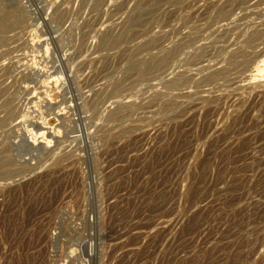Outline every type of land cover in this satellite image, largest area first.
I'll use <instances>...</instances> for the list:
<instances>
[{
	"label": "rangeland",
	"instance_id": "1",
	"mask_svg": "<svg viewBox=\"0 0 264 264\" xmlns=\"http://www.w3.org/2000/svg\"><path fill=\"white\" fill-rule=\"evenodd\" d=\"M210 1L0 0V264H264V100L164 87L222 67L239 29Z\"/></svg>",
	"mask_w": 264,
	"mask_h": 264
},
{
	"label": "bare ground",
	"instance_id": "2",
	"mask_svg": "<svg viewBox=\"0 0 264 264\" xmlns=\"http://www.w3.org/2000/svg\"><path fill=\"white\" fill-rule=\"evenodd\" d=\"M251 1L252 0H214L210 1L208 4V10L212 14L210 15V18L214 17V19H220L224 22H222L224 25L229 26V29H239V32L237 36L235 37V42L230 43L229 46L231 50L229 49L225 53L229 52L227 56L223 59H218V62L215 63L214 65L221 64L223 63L222 67H219L217 69H214L212 71H208V74H201L199 78H192L189 77L188 75L185 74H180L177 75L174 79L167 81L164 85V87L167 90H171L174 92H180L183 91L184 89L188 87H193L195 89H201L203 88L206 84L212 85L214 88L216 84H219L220 81L222 82H230L233 84H236V87L234 88L237 92L238 97L236 98V104L232 103L230 106L236 107L238 105L239 109L242 110L243 107H245L248 102L252 101V98H254L253 101L257 100L259 97H262L261 99L264 100V28H256L254 27H244V22L242 20H245L247 18V9L251 6ZM208 2V1H207ZM202 3V2H201ZM258 3L262 4L264 3V0H258ZM195 4V3H194ZM200 4V3H199ZM254 4V3H252ZM196 5V4H195ZM261 7V6H260ZM2 8V7H1ZM195 8V7H194ZM204 8V7H203ZM199 10V9H198ZM237 10L239 13H237ZM200 11V10H199ZM252 11V10H251ZM263 12V11H262ZM14 13V12H13ZM197 13V12H195ZM207 14V13H206ZM240 14V15H238ZM12 15V10H0V31L4 30L8 26V17ZM205 15V14H204ZM239 17H235V16ZM15 16V15H14ZM20 18V17H19ZM250 18V16H249ZM246 19L247 20H249ZM17 19V18H16ZM15 19V20H16ZM21 19V18H20ZM18 19V20H20ZM167 19V18H166ZM17 20V21H18ZM22 20V19H21ZM202 20V19H201ZM215 20V21H216ZM13 21V20H12ZM220 22V21H219ZM240 22V23H239ZM262 22V21H261ZM18 23V22H17ZM204 23V22H202ZM221 23V24H222ZM231 23H235L231 24ZM222 24V25H223ZM237 24V26H236ZM247 24V23H246ZM221 25V26H222ZM231 25H234L232 27ZM261 25H264L262 23ZM13 26V25H12ZM219 26V25H217ZM220 26V27H221ZM258 26V25H257ZM216 26H214L215 28ZM8 29V28H7ZM10 29V28H9ZM212 29V28H211ZM216 29V28H215ZM213 30V29H212ZM209 31V30H208ZM219 31V30H218ZM216 32V30H215ZM214 32V33H215ZM200 33V32H199ZM201 34V33H200ZM205 35V34H204ZM210 35V34H209ZM191 36V35H190ZM214 36V35H213ZM234 36V35H233ZM189 37V36H188ZM204 37V36H203ZM212 38V37H211ZM185 39V38H183ZM208 40V39H207ZM229 40V39H228ZM190 42V41H188ZM184 42L182 44H179L176 49L172 51L171 55H175L179 51H181L182 48L189 47L192 45V43ZM230 42V41H229ZM207 43V42H206ZM200 44V43H199ZM198 44V45H199ZM195 47V46H194ZM191 47H189L190 49ZM193 48V47H192ZM218 48V47H217ZM169 55V53H168ZM226 55V54H225ZM205 55V49H195L194 54L191 55V57L188 59V61L192 63V61H199L204 58ZM209 56V55H208ZM218 58V57H217ZM192 60V61H190ZM160 62L158 63L157 61L155 62H147V61H140L138 64H136V67L138 69V72L140 74L147 73L148 69H151L153 65H159ZM195 65H198L195 63ZM213 66V65H212ZM159 68V67H158ZM199 68V67H198ZM211 66H208L206 68L201 67L200 71L203 70H208L210 69ZM154 71V69H153ZM161 71V70H160ZM204 73V72H203ZM166 74V73H165ZM161 85V84H160ZM232 85V84H230ZM229 86V85H228ZM227 87V86H226ZM217 89H219L217 87ZM158 89H156L157 91ZM168 92V91H167ZM211 91H209L210 93ZM95 95V93H93ZM92 94V96H93ZM102 94V93H101ZM169 94V93H168ZM236 95V94H235ZM91 96V97H92ZM225 96V95H224ZM222 96H217L215 98L213 97H205L204 101L207 103H219L220 101H224L225 97ZM231 98V97H230ZM230 101V99L228 100ZM232 101V100H231ZM252 101V103H253ZM88 102H90L88 100ZM101 102V96L100 93H97L95 95V99L93 100L94 105H99ZM227 102V101H226ZM251 103V102H250ZM258 103V102H257ZM261 103V102H260ZM89 105L90 106H92ZM250 106V104H249ZM260 107H263L260 106ZM124 108V107H123ZM127 108V107H126ZM249 108V107H248ZM264 109V108H263ZM120 110V109H119ZM235 110V109H233ZM246 110V109H245ZM207 111V110H206ZM241 112V111H240ZM58 113V112H57ZM118 113V112H117ZM116 113V114H117ZM207 113V112H206ZM56 115V114H55ZM60 115V114H59ZM63 115V114H62ZM193 115V114H192ZM58 117V116H57ZM246 117V116H245ZM213 118V117H212ZM54 118H52V122ZM57 120V119H56ZM244 121L246 120L243 119ZM44 122V121H43ZM57 123V122H56ZM239 123V122H238ZM256 123V122H255ZM258 123V122H257ZM206 124V123H205ZM237 124V123H236ZM260 124V123H259ZM41 125V124H40ZM50 125V124H48ZM46 126V124L41 125L38 130H43V131H51L53 132L54 130H58L57 124L55 125L54 128L47 127L46 129H43ZM237 126V125H235ZM60 127V126H59ZM240 127V126H239ZM206 128V127H205ZM242 128V127H241ZM48 129V130H47ZM127 128L121 129V131L126 130ZM236 129V128H235ZM204 130V129H203ZM237 132V130H236ZM121 133V132H120ZM203 135V134H202ZM234 135V134H233ZM259 136V134H258ZM261 136V135H260ZM202 138V137H201ZM222 138V137H221ZM224 139V138H223ZM229 145V144H228ZM241 145V144H240ZM212 146V145H211ZM210 146H208L209 148ZM237 148V146H235ZM243 147V146H242ZM212 149V147H210ZM227 148V147H226ZM241 148V147H238ZM244 148V147H243ZM233 149V148H232ZM242 149V148H241ZM239 151H242V150ZM238 150V149H237ZM236 151V150H234ZM232 152V151H231ZM228 153V152H227ZM234 153H229L226 155V158H228L230 161L234 158L233 156ZM249 154V153H248ZM255 154V153H254ZM229 156V157H228ZM219 157V155H218ZM233 157V158H232ZM242 157V156H240ZM70 157H62L61 159L59 158L57 161V164H63L66 159H69ZM225 158V157H224ZM238 158V157H237ZM227 159V160H228ZM240 159V158H239ZM237 159L236 161H238ZM243 159V158H242ZM245 159V158H244ZM258 159V158H257ZM75 160V159H74ZM207 161V160H206ZM235 161V160H233ZM254 161V160H253ZM75 162V161H74ZM77 162V161H76ZM264 162V160H263ZM262 162V163H263ZM264 164V163H263ZM10 165L11 162L7 160V163L3 166L4 168L0 169V178L2 179H8L11 178L10 176ZM67 165V164H66ZM202 165V164H201ZM63 166V165H62ZM80 166V165H79ZM255 168V167H254ZM232 170V169H231ZM255 170V169H254ZM58 172V171H57ZM258 173V172H257ZM14 177V174H12ZM16 175V174H15ZM24 187V186H23ZM210 192V191H209ZM196 193V192H195ZM209 195V194H208ZM244 195V194H243ZM58 196V195H57ZM205 197V196H204ZM190 198V196H189ZM53 199V198H52ZM192 199V198H191ZM55 204V202L53 203ZM152 205V204H151ZM189 205V203H188ZM26 220V219H25ZM29 220V219H28ZM226 231V230H225ZM63 235V234H62ZM15 242V241H14ZM73 246V245H72ZM59 251V250H58ZM214 254V253H213ZM79 255V254H78ZM81 257V256H80ZM79 257V258H80ZM64 262V261H63Z\"/></svg>",
	"mask_w": 264,
	"mask_h": 264
}]
</instances>
